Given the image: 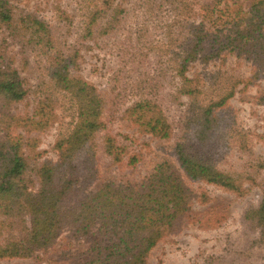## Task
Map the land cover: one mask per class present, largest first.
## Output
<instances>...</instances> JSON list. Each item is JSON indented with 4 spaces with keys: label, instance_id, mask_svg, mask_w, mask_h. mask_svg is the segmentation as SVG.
<instances>
[{
    "label": "rangeland",
    "instance_id": "374dc122",
    "mask_svg": "<svg viewBox=\"0 0 264 264\" xmlns=\"http://www.w3.org/2000/svg\"><path fill=\"white\" fill-rule=\"evenodd\" d=\"M212 1L193 0L196 8ZM11 3L12 23L0 28V66L17 69L28 93L21 101L0 98V139L19 141V135L23 136L22 152L34 189L42 164L62 163L56 140L74 125L73 108L62 94L52 95L49 101L51 92H46L44 84L48 81L46 67L55 56H62L69 62L71 75L96 86L106 101L102 115L106 127L92 138L93 154L82 152L75 158L79 180L70 195L72 201L67 197L65 204L80 201L107 181L139 182L158 163L169 160L189 191L188 208L175 230L151 250L146 264H264V223L245 216L264 192V63L239 58L236 53L225 57L224 51L218 58L204 59L210 52L206 41V50L186 72L191 89L202 90L193 96L180 87L181 78L175 76V51L184 48L179 43L175 48V0H108V10L95 23L91 10L103 0ZM117 3L124 11L104 31L103 24ZM34 18L45 24L46 33L33 34ZM221 72L257 77L246 87L240 84L234 96L215 108L210 117L215 123L206 134L198 106L208 101L206 94L211 89L223 86ZM141 100L168 123L167 136L149 133L142 120H133L129 110ZM43 104L46 109L39 117L36 112ZM30 118L44 120L33 125ZM113 143L120 148V160L109 153ZM181 144L192 156L238 178L241 190L189 178L178 160ZM132 157L134 164L129 162ZM62 169L56 171L57 178ZM1 227V243L9 235L19 237L18 218L11 229ZM87 248L83 239L73 238L67 225L48 249L30 257L1 258L0 264H71Z\"/></svg>",
    "mask_w": 264,
    "mask_h": 264
},
{
    "label": "trees",
    "instance_id": "16d2710c",
    "mask_svg": "<svg viewBox=\"0 0 264 264\" xmlns=\"http://www.w3.org/2000/svg\"><path fill=\"white\" fill-rule=\"evenodd\" d=\"M105 1L108 0L91 10L92 23L108 10ZM194 4L193 0H175V48L177 43L184 47L180 52L175 51V76L181 78L182 89L198 96L202 90L191 89L186 72L190 63L206 50V41L210 52L204 59L218 58L224 51L225 57L236 53L238 57L264 63V0H213L199 8ZM111 9L112 15L103 24L104 31L114 26L124 11L118 3ZM12 20L11 0H0V28L10 25ZM32 22L33 34L47 32L41 20L34 18ZM46 68L45 89L51 92L48 100L52 101L54 94H62L74 110V125L56 140L62 163L40 166L36 190L33 179L28 177V160L22 152L23 136L19 135V141L0 139V231L3 224L10 229L14 227L17 218L20 228L19 237L9 235L4 243L0 242V259L30 257L46 250L54 244L63 226L68 225L74 239H83L88 244L87 250L76 254L71 264H146L151 250L175 230L182 212L188 208L189 191L182 176L174 163L164 160L139 182L107 181L80 201L65 204V198L70 197L79 180L75 158L82 152L92 155V138L106 127L102 120L106 101L96 86L71 75L69 62L62 56H55ZM221 73L225 79L223 86L211 89L206 94L208 101L198 106L206 134L207 128L215 123L210 119L215 108L234 96L240 84L246 87L257 77V74L241 78ZM27 93L18 70L0 66V98L7 102L21 101ZM45 109L46 105H41L36 115ZM129 111L133 120H142L141 125L149 133L169 134L168 123L149 103L141 100ZM43 115V112L38 114ZM29 120L34 125L44 119ZM108 147L113 158L120 160L119 146L113 143ZM177 155L180 168L189 178L241 190L238 178L192 156L182 144ZM129 162L134 164L135 159L132 157ZM62 167L57 178L55 173ZM245 216L264 223V192L259 204L249 208Z\"/></svg>",
    "mask_w": 264,
    "mask_h": 264
}]
</instances>
